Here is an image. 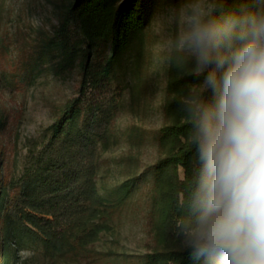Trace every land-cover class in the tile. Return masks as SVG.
<instances>
[{"label": "rangeland", "instance_id": "1", "mask_svg": "<svg viewBox=\"0 0 264 264\" xmlns=\"http://www.w3.org/2000/svg\"><path fill=\"white\" fill-rule=\"evenodd\" d=\"M72 1L0 0V192L4 188L5 193L0 207L23 203L26 165L35 164L52 137V125L69 110L76 116L70 138H56L51 150L102 193L117 198L130 192L122 208L109 216L112 229L104 227L85 254L54 257L30 243L21 250L23 264H161L171 253L188 249L186 228L175 220L164 221L160 210L152 209L154 165L167 152L160 132L169 121L168 82L193 74L194 89L199 86L203 93L200 99L214 102L212 91L202 88L207 72H199L197 56L181 47L183 15L192 0H155L144 41L117 61H109L110 46L100 42L94 70L109 73L86 81L81 59L57 66L60 54L48 47L57 39L53 37ZM213 4L215 0H208L206 6ZM69 36L79 45L82 34L76 26L69 28ZM184 175L180 168L176 183ZM62 221L68 227L72 220Z\"/></svg>", "mask_w": 264, "mask_h": 264}, {"label": "trees", "instance_id": "2", "mask_svg": "<svg viewBox=\"0 0 264 264\" xmlns=\"http://www.w3.org/2000/svg\"><path fill=\"white\" fill-rule=\"evenodd\" d=\"M154 3L155 0H73L63 13L60 29L53 37L57 39L48 45L55 49L52 52L60 54L61 61L57 66L61 64L63 67L71 60L81 59L83 80L91 75L98 79L103 73H109L106 69L94 70V55L99 43L103 41L110 46L109 61H117L128 48L142 43L153 18ZM214 7V14L221 20L231 15L244 16L252 11H264V4L256 0H215ZM71 26H76L82 34L79 45L69 40ZM192 77L193 74L186 77L177 75L168 82L169 98L165 112L169 121L160 132L161 144L167 152L154 165L153 174L156 189L153 211L159 209L164 221L175 220L185 228L189 220L194 219L192 193L200 168L192 136L195 105L200 95L203 98V93L199 86L194 89ZM197 83L200 85L202 81ZM75 118V113L66 110L52 125V137L38 152L35 164L32 168L30 164L26 165L20 207H0V264H23L20 253L30 243L38 244L46 254L54 257L73 252L85 254L104 227L105 230L112 229L110 214L120 210L127 200L128 189L117 198L113 193H102L88 185L66 158L55 155L51 150L56 138L69 137ZM180 168L184 169L185 175L176 183ZM3 194L4 188L0 199ZM67 217L72 220L68 227L62 221ZM94 218L98 221L93 222ZM146 264L153 263L147 261ZM161 264L204 262L194 260L188 248L171 253Z\"/></svg>", "mask_w": 264, "mask_h": 264}, {"label": "clouds", "instance_id": "3", "mask_svg": "<svg viewBox=\"0 0 264 264\" xmlns=\"http://www.w3.org/2000/svg\"><path fill=\"white\" fill-rule=\"evenodd\" d=\"M207 4L192 0L180 37L214 96L195 105L200 168L186 243L204 264H264V11L221 20Z\"/></svg>", "mask_w": 264, "mask_h": 264}]
</instances>
